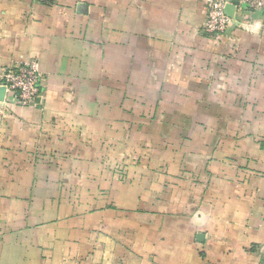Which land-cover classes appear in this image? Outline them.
I'll return each mask as SVG.
<instances>
[{"label":"crops","instance_id":"obj_1","mask_svg":"<svg viewBox=\"0 0 264 264\" xmlns=\"http://www.w3.org/2000/svg\"><path fill=\"white\" fill-rule=\"evenodd\" d=\"M209 0H0V264H264V12ZM1 86V81H0Z\"/></svg>","mask_w":264,"mask_h":264},{"label":"built area","instance_id":"obj_2","mask_svg":"<svg viewBox=\"0 0 264 264\" xmlns=\"http://www.w3.org/2000/svg\"><path fill=\"white\" fill-rule=\"evenodd\" d=\"M231 0H209L204 30L212 36H220L232 25L233 19L225 12ZM264 12V0H238L236 13L240 25L245 24L251 15ZM42 72L35 59L18 60L5 67L0 75L5 96L0 101V120L6 115L7 104L12 101L22 106H36L42 96Z\"/></svg>","mask_w":264,"mask_h":264},{"label":"water","instance_id":"obj_3","mask_svg":"<svg viewBox=\"0 0 264 264\" xmlns=\"http://www.w3.org/2000/svg\"><path fill=\"white\" fill-rule=\"evenodd\" d=\"M236 5H238V0H231L225 7L226 14L233 19L232 25L228 28V31H232L235 27L240 25V20L238 19V14L236 13ZM5 87L0 86V101L4 99Z\"/></svg>","mask_w":264,"mask_h":264}]
</instances>
